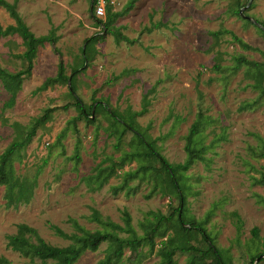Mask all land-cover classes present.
Listing matches in <instances>:
<instances>
[{
    "label": "rangeland",
    "instance_id": "374dc122",
    "mask_svg": "<svg viewBox=\"0 0 264 264\" xmlns=\"http://www.w3.org/2000/svg\"><path fill=\"white\" fill-rule=\"evenodd\" d=\"M131 1L107 0L102 17L96 14L94 0L18 1V12L36 36H45L54 27L59 40L55 46L39 48L32 75L24 80L14 107H4L10 95L0 90V155L17 131H22L13 124L24 131L47 110H53L51 119L38 127L32 142L13 162L19 177H37L31 202L8 209V180L0 184V255L12 264H40L9 249L7 236L16 234L18 225L27 224L47 243L67 247L72 241L57 236L49 225L67 234L77 233L73 221L89 231L104 230L90 220L93 209L104 220L121 225L123 211H127L139 236L144 235L146 218L153 220L149 213L172 216L165 224L166 237H156L154 247L129 245L118 264H161V242L179 244L176 226L180 213L175 210L181 201L155 189L160 168L157 161L127 162L99 190L83 181L96 174L102 161L131 150L132 133L126 134L119 147L121 127L103 108L91 120L81 117L68 84H55L34 94L46 79L57 76L61 61L69 77L81 68L82 49L88 39L98 35L102 39L88 53L87 68L72 79L76 93L88 106L103 101L109 110L125 114L139 112L146 97L148 112L135 117L133 123L143 127L171 164L185 162L186 137L195 127L208 147L207 161L196 162L183 174L184 220L204 225L227 264H251L254 257L264 254V185L255 182L264 174V90L250 85L258 71L247 66L236 69L235 57L264 67V31L236 14V0H137L133 9L114 23L134 43L117 44L97 20L107 21L109 10L122 12ZM249 1L242 0L245 8ZM244 13L264 23V0H254ZM0 23L4 28L14 24L3 8ZM223 28L251 49H244L230 36L214 46L211 32ZM27 47L18 35L0 38V66L11 73L24 70L27 62L18 56ZM142 165L153 166L145 180H130L129 189L114 194L113 187L123 183L124 174ZM255 228L259 229L258 238L252 233ZM189 244L207 247L199 234H194ZM108 247L109 243H102L97 252H86L76 264H98ZM195 256L197 264L204 263L193 252H178L174 259L176 264H191ZM212 261L209 258L206 263ZM259 264H264V259Z\"/></svg>",
    "mask_w": 264,
    "mask_h": 264
},
{
    "label": "trees",
    "instance_id": "16d2710c",
    "mask_svg": "<svg viewBox=\"0 0 264 264\" xmlns=\"http://www.w3.org/2000/svg\"><path fill=\"white\" fill-rule=\"evenodd\" d=\"M18 1L19 0H15L12 4L7 0H0V8L5 9L14 21V24L8 25L5 28L0 23V38L18 35L24 42L27 43L28 46L27 50L18 56V58L27 62V67L24 70L11 73L0 66V90L3 88L10 95L9 101L4 106L5 108H12L15 106L17 95L22 90L24 80L32 75L39 48L43 47L45 44L55 46L59 40V37L56 34L57 29L54 27L47 35L40 37L36 36L18 12ZM136 1L137 0H132L128 3L126 9L122 12L112 13L109 10L107 21H102L100 19L97 20L100 26H102L103 31H107V33L114 36L117 44H121L123 42L128 44L134 43V41L125 36L119 28H115L114 23L117 18L129 13L134 8ZM95 4L96 0H94L93 7ZM236 5V14L241 16V11L245 8V5L242 4V0H236ZM243 14L246 17H250L247 16L244 11ZM245 16L243 17L248 21V24L253 25V23ZM256 21L264 26L263 22H260L259 20ZM211 36L215 44L214 46L218 45L223 37L230 36L234 42L238 43L244 49H251V47L246 44L243 39L238 37L234 32L224 28L211 32ZM101 39V36L95 35L87 40L84 49H82L85 56L84 64L81 68L73 70L72 75L69 77L66 75L65 65L61 61L58 66L57 76L55 78L46 79L44 83L35 90L34 94L44 92L53 87L55 84H68L69 80H71V87L69 88L81 117H86L91 120L92 117L95 116V112H98L99 109L103 108L106 113L111 116L114 123L121 127L122 131L118 144L119 147L121 146L122 140L126 134L129 132L132 133L133 140L131 143V150H124L122 155L117 159L113 157L107 158L105 161L98 164L96 174L83 178V181L87 182L92 190L101 189L103 185L107 183L115 174L116 169L124 167L127 162L146 160L149 164L154 161L159 163L160 168L155 174V189L159 188L164 195H176L181 201L180 207L175 210L180 213V223L176 226V234L179 239V244L168 245L166 242H161V247L159 249V255L162 258L161 264H176L174 257L178 252H193L196 255H199L198 257L204 261L202 264H227L221 250L216 246L214 239L207 232L204 225L195 221L186 222L184 220L186 199L182 186L184 178L183 174L188 172L196 162L207 161L205 153L207 152L208 147L200 140V135L197 134L196 128L193 127L186 137L187 144L185 150L187 158L185 162L171 164L161 154L155 141L149 139L143 127L133 123V119L135 117L142 116L148 112L150 102L146 97L142 109L139 112L129 111L125 114L119 111L109 110L108 103H104L103 101H95L93 105L88 106L76 93L72 85V79L82 71H85L87 68L86 65L89 62L88 53H90L93 46ZM55 51L59 53V50L56 49ZM216 59H218V52ZM235 65L236 69L243 66H247L251 70L256 69L259 76L253 77L254 83L250 85L255 89H259L261 91L264 90V67L260 63L250 61L242 56H237L235 57ZM216 68L217 70H220L222 68L221 64L217 63ZM52 113V109L47 110L42 118L36 120L31 127L24 131L19 124H13L12 126L15 127V129H20L22 131H17L16 138L0 155V184L3 180H8L5 193L6 207L8 209H17L22 204H29L33 199L34 192L37 187V177L33 180L19 177L16 174L13 162L15 158L20 155L22 150H24L32 142L37 133L38 127L44 125L51 119ZM106 163L108 164L105 165ZM150 170H153L152 165H142L136 171L125 173L123 183L119 186H114L113 193L118 194L120 191L129 189L130 180H145ZM255 182L257 184L264 185V174ZM262 200L264 201V198H262ZM149 216H152L153 220L149 217L142 223L144 230V235L142 236H139L132 226V217L127 211H123L124 225H121L109 219L104 220L100 213L93 209L90 220L102 225L104 230L89 231L79 225L76 221H73L77 233L67 234L60 227L52 224L49 225L50 229L57 236L72 241V243L67 247L53 246L47 243L39 235L35 228L27 224H20L17 226L16 234L7 236V247L25 258L31 259L32 261L39 260L41 262L40 264H76L86 252H97L100 249L101 244L107 242L109 243V247L107 249L106 256L104 259L99 261L98 264H118L124 255L125 249L129 245L141 243L149 244L154 247L156 237H166L168 227H165V224L170 221L172 216L166 217L160 213L152 212L149 213ZM69 221H71V219ZM122 233L126 236H120ZM252 233L254 238L259 237L258 228H255ZM194 234L202 236V239L207 244L206 249H201L197 246L189 244L190 238H192ZM262 255L264 254H259L254 257L251 264H254L256 259L260 258ZM209 258H213V261L211 263H206V260ZM196 259L197 257L195 256L192 259L191 264H197ZM262 261L263 259L260 260V262ZM0 264H12V262L6 257L0 255Z\"/></svg>",
    "mask_w": 264,
    "mask_h": 264
},
{
    "label": "water",
    "instance_id": "95a60500",
    "mask_svg": "<svg viewBox=\"0 0 264 264\" xmlns=\"http://www.w3.org/2000/svg\"><path fill=\"white\" fill-rule=\"evenodd\" d=\"M253 1H254V0H250L248 6H247L245 9L249 8ZM245 9H243V10L241 11V14H242L243 16H245V15L243 14V11H244ZM245 17H246V16H245ZM246 18H247L250 22H252L255 26L261 28V29L264 31V26H263L262 24H260L258 21H256L255 19H253V18H251V17H246ZM68 85H69V87H71V80H69ZM261 259H264V255H262L260 258H257L254 264H258V263L260 262Z\"/></svg>",
    "mask_w": 264,
    "mask_h": 264
},
{
    "label": "built area",
    "instance_id": "2783aa9c",
    "mask_svg": "<svg viewBox=\"0 0 264 264\" xmlns=\"http://www.w3.org/2000/svg\"><path fill=\"white\" fill-rule=\"evenodd\" d=\"M96 3H97V10H96L97 16L98 17L104 16L106 14L107 0H96Z\"/></svg>",
    "mask_w": 264,
    "mask_h": 264
},
{
    "label": "crops",
    "instance_id": "0c3cea01",
    "mask_svg": "<svg viewBox=\"0 0 264 264\" xmlns=\"http://www.w3.org/2000/svg\"><path fill=\"white\" fill-rule=\"evenodd\" d=\"M18 8H19V5H18Z\"/></svg>",
    "mask_w": 264,
    "mask_h": 264
}]
</instances>
